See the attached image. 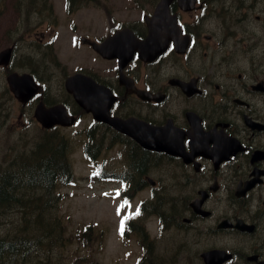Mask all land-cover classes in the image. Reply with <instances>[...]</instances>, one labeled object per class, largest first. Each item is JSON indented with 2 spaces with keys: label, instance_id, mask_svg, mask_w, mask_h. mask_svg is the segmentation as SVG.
<instances>
[{
  "label": "flooded vegetation",
  "instance_id": "obj_1",
  "mask_svg": "<svg viewBox=\"0 0 264 264\" xmlns=\"http://www.w3.org/2000/svg\"><path fill=\"white\" fill-rule=\"evenodd\" d=\"M160 1L32 0L27 10L21 0L20 6L35 15L27 29L47 32L39 41L50 57L58 58L60 40L64 66L76 63L60 94L82 130L94 128L88 142L96 154L103 144L124 152L123 169L111 176L131 201L134 264L170 258L179 264L185 256L192 258L187 264H205L200 255L211 250L232 255L224 264H264V0H195L186 11L171 0L176 25L150 26ZM85 7L95 14L77 18ZM141 41L142 58L135 49ZM77 72L111 92L110 116L161 131L146 137L180 144V152L145 149L91 121L64 88Z\"/></svg>",
  "mask_w": 264,
  "mask_h": 264
},
{
  "label": "rangeland",
  "instance_id": "obj_2",
  "mask_svg": "<svg viewBox=\"0 0 264 264\" xmlns=\"http://www.w3.org/2000/svg\"><path fill=\"white\" fill-rule=\"evenodd\" d=\"M29 6L30 4L25 2L27 10H30ZM20 8L18 0H0V50L16 41L17 37H24L20 46H17L12 69L28 72L27 66L30 64L35 68L37 78L42 80L51 92L58 91L62 77L75 67L70 66L71 63L63 65L64 51L60 40L54 45L59 63L49 60L50 55L45 47L33 43V39L37 42L40 38L39 31L45 29H15L20 25V21L23 26L31 27L35 19V15L25 14L24 10L20 12ZM94 14V9L85 7L76 17L83 19ZM117 15L119 18L126 17ZM56 29L62 31L65 28L57 26ZM73 64L77 66L76 63ZM6 72L0 69V166L9 163L14 155L30 153L35 137L39 138L40 130L39 125L31 118L33 106L22 107L9 96L4 82ZM57 97L49 93L43 95V98L48 100ZM82 126L83 123L80 122L74 128L58 129L54 134L57 137H65L72 178L68 183L59 185L54 193L56 203L52 208L55 216L61 219L63 231L59 234L62 237L61 243L52 249L49 255L59 261L63 257L62 260L66 262L76 257H89L98 264H134L138 256V251L133 250L137 241L131 234L123 235L121 226L122 221L127 218L125 212L130 209L127 204L131 201L126 203L117 194L120 187L118 184L109 178L98 179L93 171L96 162L101 163L105 171H121L125 161L122 155L120 156V149L113 147L104 149L94 163L85 160L82 156L85 138L82 135L83 130L79 131ZM167 191L169 196L174 194L173 191ZM167 198L169 205H172L171 198ZM17 212L14 210L11 216H5L8 220L0 219V233L9 230V226L18 222ZM154 227L155 223L148 226L149 230ZM163 233H166L165 230L161 232Z\"/></svg>",
  "mask_w": 264,
  "mask_h": 264
},
{
  "label": "trees",
  "instance_id": "obj_3",
  "mask_svg": "<svg viewBox=\"0 0 264 264\" xmlns=\"http://www.w3.org/2000/svg\"><path fill=\"white\" fill-rule=\"evenodd\" d=\"M54 134L43 136L31 154L32 160L15 157L10 164L0 166V219L18 211V222L0 233V264H97L89 257L66 262L63 257L59 261L49 255L61 243L59 234L63 231L61 219L52 208L56 203L53 192L71 175L67 143Z\"/></svg>",
  "mask_w": 264,
  "mask_h": 264
},
{
  "label": "water",
  "instance_id": "obj_4",
  "mask_svg": "<svg viewBox=\"0 0 264 264\" xmlns=\"http://www.w3.org/2000/svg\"><path fill=\"white\" fill-rule=\"evenodd\" d=\"M170 1L171 0L160 1L154 12L153 20L148 23L150 26L175 25L173 16H169L167 12V7ZM177 1L183 10H189L193 7L195 0ZM157 31V29H151L150 34L152 35ZM135 49L139 52V56L141 55L140 57H142L144 49L143 43H138ZM10 53V48L0 52V65H6L8 63ZM78 79V76L72 77L69 82L71 83V81H74L75 83L78 82ZM7 82L9 85V89L14 94V96L23 103L28 101L31 96H33L37 91V86L35 85L32 77L29 74L18 75L16 73H12L7 77ZM88 83H91L94 86L93 82L90 79L88 80ZM91 84L79 82L75 85H71V88L68 87V89L71 90L76 102L87 112H91L95 119L104 121L111 125L117 131L132 136L144 148L165 150L166 152L171 154L179 153V150H175L177 147H179V145L155 142L146 137L148 132L151 136H159V132L161 131H149L145 129L144 125H140V127H137L132 124L131 120L121 121L116 118H109L108 108L110 106V103L105 106L104 99L101 102V94H103V92H101L99 88H95V86L93 87ZM81 87L83 88L82 90L80 89ZM35 116L45 128L52 127L55 124L69 126L73 123V119L68 118L63 106H56L49 109H45L40 104L35 110ZM171 149L173 150L170 151ZM202 256L205 261V264H221L222 262L230 258L229 255H226L225 253L219 251H210L203 254Z\"/></svg>",
  "mask_w": 264,
  "mask_h": 264
},
{
  "label": "bare ground",
  "instance_id": "obj_5",
  "mask_svg": "<svg viewBox=\"0 0 264 264\" xmlns=\"http://www.w3.org/2000/svg\"><path fill=\"white\" fill-rule=\"evenodd\" d=\"M2 115V114H1ZM110 141V140H109ZM112 145V144H111ZM10 164V163H9ZM41 174V173H40ZM23 179V178H22ZM24 182V181H23ZM27 183V182H26ZM24 186V185H23ZM26 188V187H25ZM29 192V191H28ZM1 200V199H0ZM1 203V202H0ZM5 203V202H4ZM7 204V203H6ZM10 206V205H9ZM5 207H7V206H5ZM4 207V208H5ZM56 227V226H55ZM58 233V232H57ZM29 253V252H28ZM38 261V260H37ZM36 263V262H35Z\"/></svg>",
  "mask_w": 264,
  "mask_h": 264
}]
</instances>
